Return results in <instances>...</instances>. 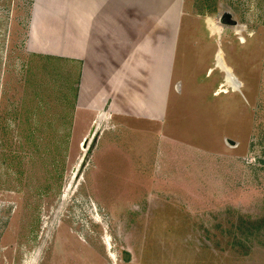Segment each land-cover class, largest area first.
<instances>
[{"label":"rangeland","instance_id":"1","mask_svg":"<svg viewBox=\"0 0 264 264\" xmlns=\"http://www.w3.org/2000/svg\"><path fill=\"white\" fill-rule=\"evenodd\" d=\"M31 4L0 0V264H264V0H186L166 120L105 135L24 51Z\"/></svg>","mask_w":264,"mask_h":264},{"label":"crops","instance_id":"2","mask_svg":"<svg viewBox=\"0 0 264 264\" xmlns=\"http://www.w3.org/2000/svg\"><path fill=\"white\" fill-rule=\"evenodd\" d=\"M185 6L186 0H32L23 48L66 63L70 118L93 133L105 124L109 134L117 118L165 121L172 81L186 74L177 63L181 40L188 42Z\"/></svg>","mask_w":264,"mask_h":264},{"label":"bare ground","instance_id":"3","mask_svg":"<svg viewBox=\"0 0 264 264\" xmlns=\"http://www.w3.org/2000/svg\"><path fill=\"white\" fill-rule=\"evenodd\" d=\"M210 25L212 26L213 31H215L216 28L212 24ZM215 63H216V66L225 74V78H224L225 85L230 87L233 91L237 92L238 89L240 88V85L238 81L235 79V77L233 76L230 68L223 61L222 53L219 52V54H217ZM83 148L86 149L85 145L83 146Z\"/></svg>","mask_w":264,"mask_h":264},{"label":"water","instance_id":"4","mask_svg":"<svg viewBox=\"0 0 264 264\" xmlns=\"http://www.w3.org/2000/svg\"><path fill=\"white\" fill-rule=\"evenodd\" d=\"M230 18V16L228 15V14H226L223 18H221L220 20H219V23L220 24H223V22H225V21H229V20H227V19H229ZM227 143H229V145L230 146H235L236 144L233 142V141H226ZM127 256L128 255H125L124 256V260H127Z\"/></svg>","mask_w":264,"mask_h":264}]
</instances>
